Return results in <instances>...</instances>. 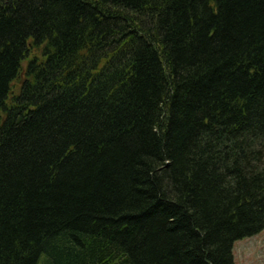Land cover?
<instances>
[{"label":"trees","instance_id":"16d2710c","mask_svg":"<svg viewBox=\"0 0 264 264\" xmlns=\"http://www.w3.org/2000/svg\"><path fill=\"white\" fill-rule=\"evenodd\" d=\"M262 230L264 0H0V264H236Z\"/></svg>","mask_w":264,"mask_h":264},{"label":"rangeland","instance_id":"374dc122","mask_svg":"<svg viewBox=\"0 0 264 264\" xmlns=\"http://www.w3.org/2000/svg\"><path fill=\"white\" fill-rule=\"evenodd\" d=\"M18 84V80L13 83V85ZM234 256L236 264H264V230L236 241ZM39 264H48L46 255H42Z\"/></svg>","mask_w":264,"mask_h":264}]
</instances>
